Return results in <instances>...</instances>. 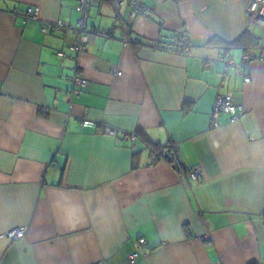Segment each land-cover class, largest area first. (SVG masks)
<instances>
[{"label": "crops", "instance_id": "1", "mask_svg": "<svg viewBox=\"0 0 264 264\" xmlns=\"http://www.w3.org/2000/svg\"><path fill=\"white\" fill-rule=\"evenodd\" d=\"M77 1L0 0V264H127L132 252L131 264H264V64L223 77L222 62L207 63L225 54L239 64L243 48L222 42L247 31L253 57L264 55L248 0H144L134 19L95 2L75 53L72 32L40 25L76 26ZM27 6L39 19L22 24L14 10ZM179 32L187 54L151 45ZM73 69L87 85L68 98ZM218 92L244 111L233 122L219 114L213 129ZM168 142L197 179L153 159L150 145ZM14 227L22 237L5 235Z\"/></svg>", "mask_w": 264, "mask_h": 264}, {"label": "built area", "instance_id": "2", "mask_svg": "<svg viewBox=\"0 0 264 264\" xmlns=\"http://www.w3.org/2000/svg\"><path fill=\"white\" fill-rule=\"evenodd\" d=\"M104 1V0H78L75 6L77 12H79L80 17L77 20L76 26L71 24H66L62 20H54L50 22H43L40 25V31L42 33L46 32H57L63 31V33L67 34L69 32L73 33V40L70 44V49L75 53H78L85 49V45L87 43V18L88 12L91 5L95 2ZM108 1L115 10H119L121 7L125 6L127 8V14L130 19H134L140 15H144L146 11V7L144 5V0H105ZM20 17V22L22 24H26L30 21H37L39 19V7L38 6H27L22 11L17 9L14 10ZM245 19H246V27L251 28L256 25H264V0H248L245 6L244 11ZM94 33L101 36H109V32L106 30H100L95 28L93 30ZM179 41L176 44H168V43H156L154 45L155 48L168 51L176 54H187L189 51V39L188 36L183 32L178 33ZM125 44H129L130 39H124ZM59 55H62V52H59ZM250 60H256L262 64H264V55H259L257 57H253L252 51L247 49L242 53L240 63H236L234 59L230 55H222L218 59L210 60L207 62L208 64L215 65L219 61L223 63L222 72L234 71L237 69L245 68L246 64ZM120 74V72H117ZM71 80V88L64 91V95L68 98L78 97L81 93V89L87 85V79L79 74L76 69H73L72 75L69 77ZM245 81L249 82L251 78L249 76H245ZM244 109L243 105L234 101L232 95L230 93H220L218 92L215 98V102L210 114V127L213 129L219 128L221 125L219 114H227L228 120L233 122L238 120L242 115ZM84 125H88V120L82 121ZM101 132L104 135L109 136H117L119 132L111 127L104 126L101 129ZM121 136L130 137L132 140L136 138L135 133L126 134L124 132H120ZM177 149V145L172 143ZM185 172L192 178L197 179L201 170L199 167H193L186 169ZM24 228L22 227H14L9 228L5 235L10 239H18L23 236ZM139 245H145L146 241L144 238L138 239ZM139 257L138 252H132L127 257V264L133 263Z\"/></svg>", "mask_w": 264, "mask_h": 264}, {"label": "trees", "instance_id": "3", "mask_svg": "<svg viewBox=\"0 0 264 264\" xmlns=\"http://www.w3.org/2000/svg\"><path fill=\"white\" fill-rule=\"evenodd\" d=\"M174 39V40H173ZM179 41L178 39V33L174 34L172 36L171 42H154L151 43L152 46H154L156 43H168V44H176ZM131 43H141V40L139 38H131ZM223 49H229L232 46H241L243 48V51H246L247 49H250L254 46H259L257 38L254 37L250 32H244L242 33L237 39H235L231 43L222 42ZM134 45V44H133ZM225 50V51H226ZM225 55V54H224ZM136 137L141 138L139 132H135ZM143 140V139H142ZM144 142H147L146 140H143ZM173 142H168L164 145H157V144H151L150 148L153 154L154 160H164L168 162L173 168H175L177 171H185V166L182 165V163L179 160L178 151L175 149Z\"/></svg>", "mask_w": 264, "mask_h": 264}, {"label": "water", "instance_id": "4", "mask_svg": "<svg viewBox=\"0 0 264 264\" xmlns=\"http://www.w3.org/2000/svg\"><path fill=\"white\" fill-rule=\"evenodd\" d=\"M222 72V71H221ZM230 72V71H229ZM229 72H222V75H223V77H226V76H228V73Z\"/></svg>", "mask_w": 264, "mask_h": 264}]
</instances>
